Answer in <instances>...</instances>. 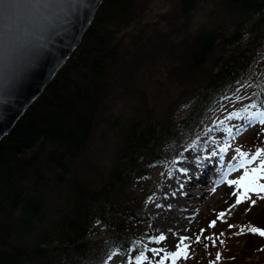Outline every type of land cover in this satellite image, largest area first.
<instances>
[{"label":"trees","instance_id":"obj_1","mask_svg":"<svg viewBox=\"0 0 264 264\" xmlns=\"http://www.w3.org/2000/svg\"><path fill=\"white\" fill-rule=\"evenodd\" d=\"M150 2L102 0L71 56L1 139L0 264H99L112 253L127 264L140 252L145 264H166L177 250L160 241L152 251L134 181L167 154L179 130L202 140L191 115L202 106L212 110L246 75L264 45V0H175L174 13L148 25ZM198 12L205 20L191 27ZM130 46L145 69L127 62ZM249 105L232 118L264 112V85ZM183 108L189 113L174 122L172 112ZM257 126L252 134L264 135ZM92 145L99 149L88 151ZM260 221L264 227V216ZM96 227L106 239H90ZM202 230L200 243L186 240L193 252L179 264L195 262L201 255L190 258L204 244L202 254L209 252L202 238L212 229ZM257 245L251 237L242 242L244 250ZM236 256L218 264H239Z\"/></svg>","mask_w":264,"mask_h":264},{"label":"rangeland","instance_id":"obj_2","mask_svg":"<svg viewBox=\"0 0 264 264\" xmlns=\"http://www.w3.org/2000/svg\"><path fill=\"white\" fill-rule=\"evenodd\" d=\"M174 4L175 0H151L148 8H146L144 22L146 24L148 23V25L154 20L157 22L158 20H162V15L166 20L170 16V13H174ZM204 15V12L193 14L190 17L191 21L189 20L190 26H199L205 20ZM161 23L162 26L166 25V21L164 20ZM128 33L125 37V43L127 45L130 43V35L133 32ZM130 47L132 48H129L128 52L126 51L127 62L135 67V71L141 68L145 69L148 63L143 61L139 65L135 58L137 54L134 50L136 49L133 46ZM140 47L138 46V48ZM139 51L141 53L142 49H139ZM262 85H264V45L257 52L246 75L241 77L233 88L225 90L223 95L218 100H215L213 105L214 113L212 112L213 109L210 110L207 106H202L198 107L193 115H191V128L196 131L200 130L204 134L199 137L202 140H192L185 130H179L174 141L169 145L167 154L150 168L141 170L137 179H135L134 194L143 200L144 214L148 217L145 232L149 234L150 239L152 238L150 242L153 250L157 247V239L161 235L165 237L162 243L169 244V248L166 251H171L174 244L177 245L179 243L181 236L189 237L187 241H195L196 237L201 235L203 227H208L210 222L216 221V226L210 228L212 231L204 236L212 237L213 240H216L215 246H213L211 240L204 239L203 237V243L207 242L211 244L210 248H208L210 250L203 254L202 251L207 250V248L204 247L198 250L190 259L198 258L199 255L201 256L192 264L200 263L205 259H208L209 264H213L217 252L221 255L219 263L230 260L232 254L237 255L236 258L239 264H257L260 260L264 259V244L261 241H257L258 239H255V237L259 236L247 232V228L250 227L264 229L260 221L261 217L264 216V200L253 196L252 199L256 203L250 208V201H248L232 208L228 212L230 206L235 203L236 197L232 193L236 191V188H232L226 193L224 191V185H227L226 183L217 187L216 184L220 178L215 177L212 170L209 169L208 175L214 179V183L211 186H205L207 188L205 189L204 198L197 199L195 205H190L189 209L191 210H185V215L190 222L183 228L176 229L168 224L169 217H171V208L174 207L172 200L174 193L172 190L167 189L172 184L166 182L168 175H178L179 177L175 179L174 184L177 188V185L181 181L186 183L189 180L188 175L185 173L186 170L195 169L196 171L194 173H198L197 175H199L202 173L205 163H208L206 169L208 167L215 169L222 168V174L225 180H237L245 171H250L251 168L259 165L260 160L264 159V155L251 164L247 163L255 153L253 151L254 149H259L264 153V150H262V146H264V135L252 134L254 129L258 128V119L254 117L245 122H240V118L237 119L238 117H235L236 119L234 120L232 116L237 109L247 108L252 102L254 91ZM191 103H195V101L193 100ZM189 110L188 108H183L182 110L173 111L172 114H174L175 118L172 119L175 120L174 122L179 121L189 113ZM225 117L228 119H224ZM98 130L95 132L96 139H99ZM193 134L192 137L195 136V133ZM97 148L98 145L97 147L92 145L88 151H95ZM103 151H101V156L105 157L107 149H103ZM202 161L203 163H201ZM242 162L246 165L244 168L239 167V164ZM85 163L86 157L77 165L76 169L80 167L84 168ZM259 183H264V179L260 180ZM165 192L167 193L166 195L164 194ZM194 195L199 196L200 193L196 192ZM221 212L227 213L223 221L218 219V214ZM229 224L234 225V227L230 229L228 227ZM241 227L245 228V232L234 235V233L239 232ZM142 229L143 227L138 229V231H142ZM220 233H224V235L220 236ZM217 237H219L218 240L216 239ZM246 237H251L256 244L260 243V245H257L253 250H244L242 248V242L245 241ZM103 238L106 239L107 235L100 228L96 227L90 239L96 240ZM221 240L223 243H220ZM205 245L208 244H204L203 246ZM189 246L188 254L193 252V245L190 244ZM230 246L233 252L230 250ZM185 260L184 258H180L173 261L168 258L166 264L184 263L186 262ZM99 264H122V262L112 253L101 259Z\"/></svg>","mask_w":264,"mask_h":264},{"label":"water","instance_id":"obj_3","mask_svg":"<svg viewBox=\"0 0 264 264\" xmlns=\"http://www.w3.org/2000/svg\"><path fill=\"white\" fill-rule=\"evenodd\" d=\"M102 0H58L51 10L21 4L0 17V141L42 95L78 46ZM28 43L29 53L15 54L10 37Z\"/></svg>","mask_w":264,"mask_h":264},{"label":"snow or ice","instance_id":"obj_4","mask_svg":"<svg viewBox=\"0 0 264 264\" xmlns=\"http://www.w3.org/2000/svg\"><path fill=\"white\" fill-rule=\"evenodd\" d=\"M58 3V0H0V17H2L5 13L13 14L17 8L20 7L21 4H39L40 7L44 10H51L54 5ZM10 41L12 44V47L15 51V54L19 57L26 56L29 51L30 47L28 43L20 40L19 37L12 36L10 37ZM4 40L3 37L0 36V48H3ZM250 108L255 107V105H249ZM255 118L258 119L259 124L264 126V112H257L254 114ZM243 155V154H241ZM264 153H262L261 150H256L255 153L252 155L251 159L247 161L248 164L253 163L254 161L258 160ZM246 165L245 163H240L239 167L244 168ZM264 179V159L260 160V163L257 167L251 168L250 171H245L242 176H240L237 180H230L227 181L229 187L235 186L236 191L232 193L233 196L236 197L235 203L230 206L228 209V212L231 211L232 208H235L236 206L246 203L250 201L249 208L253 206L256 201L252 199L253 196L257 197L258 199L264 200V183H259L260 180ZM227 213L221 212L218 214V219L223 221L224 216ZM216 226V221H212L209 223L208 227L213 228ZM228 227L231 229L234 227V225L229 224ZM204 230H201V234ZM245 232V228L241 227L239 229L238 233H234V235L243 234ZM247 232L258 235L261 238H264V229H260L257 227H250L247 228ZM224 233H220V236H223ZM165 237L161 235L157 239V243L164 240ZM189 237H183L181 236L179 239V243L177 244V250L171 254V257H165L164 259H172L173 261L184 258H188V252H189V245L186 244V240H188ZM204 239L211 240L213 246L216 244V240H213L212 237H204ZM217 240L219 237L216 238ZM195 243H200L201 239L198 235L196 237ZM220 243H223L221 240ZM207 247V245H205ZM155 253V250H152ZM111 258V257H110ZM221 260V255L219 252L216 253L215 262L213 264H218V262ZM146 257L144 256L143 252H140L139 255L134 257L133 260H129L127 264H145ZM159 264H163V259L159 261Z\"/></svg>","mask_w":264,"mask_h":264},{"label":"bare ground","instance_id":"obj_5","mask_svg":"<svg viewBox=\"0 0 264 264\" xmlns=\"http://www.w3.org/2000/svg\"><path fill=\"white\" fill-rule=\"evenodd\" d=\"M203 161L201 163H203ZM207 164L208 163L204 164L205 167L202 173L199 175H197L198 173L197 174L194 173L196 171L195 169L186 170L185 173L188 175L189 180H187L186 183L181 181L179 185L176 184L177 188L175 187L174 184H175V179L178 178L179 176L172 174L166 177V182H169L172 184V186H168L167 189L172 190L174 193V198L172 199L174 202V207L171 208L172 209L171 217H169V221H168V224L172 228L181 229L190 222V220L187 219L185 215L186 213L185 210H188L190 205L192 204L195 205L197 202V199L204 198L205 189L207 188L205 186H211V184L214 183V179L208 175L209 169L212 170V173H214L215 177L220 178V180L216 184L217 187L219 185H222L223 183H226L227 185H224V191H226V193L230 189L235 188V186L229 187L227 181H230V180L224 179L223 174H222V168L215 169L213 167H210V168L208 167V169H206ZM225 175H226V172H225ZM196 192H199L200 195L199 196L194 195ZM164 194L166 195L167 193L165 192Z\"/></svg>","mask_w":264,"mask_h":264}]
</instances>
